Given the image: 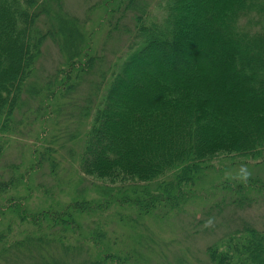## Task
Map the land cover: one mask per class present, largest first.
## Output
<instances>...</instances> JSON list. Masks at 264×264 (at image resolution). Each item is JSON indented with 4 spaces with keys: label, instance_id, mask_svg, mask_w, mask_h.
I'll list each match as a JSON object with an SVG mask.
<instances>
[{
    "label": "rangeland",
    "instance_id": "rangeland-1",
    "mask_svg": "<svg viewBox=\"0 0 264 264\" xmlns=\"http://www.w3.org/2000/svg\"><path fill=\"white\" fill-rule=\"evenodd\" d=\"M35 2L50 33L0 132V264H215L209 248L264 230V158L220 155L172 204L80 167L112 72L162 0Z\"/></svg>",
    "mask_w": 264,
    "mask_h": 264
},
{
    "label": "trees",
    "instance_id": "trees-1",
    "mask_svg": "<svg viewBox=\"0 0 264 264\" xmlns=\"http://www.w3.org/2000/svg\"><path fill=\"white\" fill-rule=\"evenodd\" d=\"M162 7L164 17L139 28L136 49L112 72L80 167L108 185L150 188L157 202L163 196L151 186L160 187L166 203L220 155L264 158V0ZM40 15L35 0H0V132L50 33L40 31ZM248 229L223 251L209 248L215 264H264V230Z\"/></svg>",
    "mask_w": 264,
    "mask_h": 264
},
{
    "label": "clouds",
    "instance_id": "clouds-1",
    "mask_svg": "<svg viewBox=\"0 0 264 264\" xmlns=\"http://www.w3.org/2000/svg\"><path fill=\"white\" fill-rule=\"evenodd\" d=\"M207 224H211V220H210V221H208V222H206V225H207Z\"/></svg>",
    "mask_w": 264,
    "mask_h": 264
}]
</instances>
